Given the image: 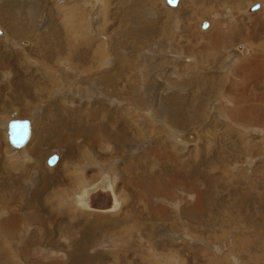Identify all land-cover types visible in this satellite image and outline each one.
I'll use <instances>...</instances> for the list:
<instances>
[{
	"label": "rangeland",
	"instance_id": "rangeland-1",
	"mask_svg": "<svg viewBox=\"0 0 264 264\" xmlns=\"http://www.w3.org/2000/svg\"><path fill=\"white\" fill-rule=\"evenodd\" d=\"M35 2L40 4L41 11L34 12L29 7V2L25 1L22 5L23 10L21 9L16 15L19 20L23 16L26 23L25 28L29 30V35L31 33L29 37L10 36L8 32L5 35L6 30L3 28L4 25H0L4 31L0 35V105L4 107V101L8 100L11 107L8 109L4 108L5 111L0 113V134L3 132L5 135L4 140L9 146L11 145L4 130L6 127L5 123L9 118L30 119L32 121L33 133L29 140L30 142L25 145L29 146L33 140L35 131H37L36 129L40 130L47 118H50L51 112L43 110V107L49 103V99L62 98L61 100H66L62 102L63 105L76 107L79 100L92 104L94 98L101 96L100 94L97 95L98 93L96 92H86L84 94L83 91L81 95L79 93L81 91L76 90V84L73 82L72 84L70 80L61 82L57 76L54 78L49 76V72H52L54 67L56 71L59 70V74L60 72L63 75L65 74L63 69L61 70L60 68L63 66V64L61 65L63 61L62 57L65 56H57L56 53L55 59L53 57L51 59L48 53L53 51L52 49H43L41 52L37 49L41 48L44 42L48 40L46 34L51 30L50 24L52 21H56V25L60 24L62 30H65L62 23L63 20L57 16L52 17L48 12L51 8H56L54 4H62L64 0L32 1V3ZM179 2V6L177 4L178 7L175 6L174 8L167 0H155V2H151L150 0H103L99 24L101 34H104L101 40L103 38L105 40L101 41L99 39L101 37L99 32L91 35L92 37H88L95 39V42H99L100 40L103 45L112 46L114 56L118 55L122 60L131 59V57L135 59L136 57L135 61L137 62L134 68L124 71V74H126L125 83L138 79V85H141L142 72H146L149 78L146 83V92L149 96L152 95L151 92L153 91V88L150 89L152 82L158 79L160 75L162 87L159 88L157 95L153 96L156 98H153L152 101L154 103L162 101L163 104L159 105V108L166 104L169 106V110L163 112L159 109L158 112L156 105L153 107L154 116L149 117L147 109L151 108L149 106L151 98L148 97H145V104L141 110H137L132 106L129 107L128 104H135V97L129 96L125 92V84L117 83L116 78L113 83L112 98H100L106 99L105 104L110 109L112 108V110H117L122 106L123 103L121 102L123 99L127 101L126 107L120 108L121 112L127 117H136L135 121H132L135 122L134 125L139 131H133L131 128L132 137L134 135L138 137V134H142L144 140L137 139V137H134L136 141L134 138L130 139L129 137L128 139L135 142H129L131 145L127 143L130 146L129 149L133 150L131 154H134V159L132 160L133 163L129 175L124 176L127 181H125L123 191L121 192L123 199L117 194L118 192L116 193L123 200L121 209L117 212L109 211L115 205L113 192L108 189L99 188L93 192V196L91 195L92 209L90 210L91 212H87L102 215L104 213L108 215L119 214L122 218L129 219L126 222L127 224L119 228V231L111 230L109 232L105 231V233L98 231V238L94 241L90 240L91 243L89 242L91 254L95 253L97 258L108 257V262L100 259L96 263H93V259L86 256L80 264H135L130 259L136 260L138 264H142L145 262L143 261L144 258H147V260L156 258L164 264H170V261L173 264H226L223 261L224 258L227 262L230 261L231 264H248L246 263V259H249L248 253L263 254L264 213H262L261 208L264 205V163H262L264 161V0H181ZM257 3L261 4L260 8L255 11L249 10L250 7ZM128 6H132L130 11L127 9ZM52 12L56 15L60 13L56 10H52ZM152 13L153 15H151ZM89 16L92 17L93 13H90ZM87 19L85 18L83 22H80L76 28L86 34V36H90L89 34L93 32L88 33V25L94 24ZM203 20L209 22L207 29H203L202 27L204 22L201 23V21ZM28 27H31V29ZM162 30L165 31L163 34ZM7 36H10V42H13V44L9 43ZM14 37L21 40H17ZM23 40H28L29 45L24 46L18 43ZM240 43H245L248 46L249 53L241 56L240 59L231 60L227 49L232 45L236 46ZM24 47L26 48L24 49ZM22 48L24 50L27 49L26 52ZM11 51L16 54L11 53ZM3 53L7 58L17 59L18 56L17 63H20L22 68L17 63H15L16 66L14 63H12L13 65L11 63L8 64ZM31 56L32 58H30ZM66 60L68 59L65 58L64 61ZM51 64L54 67H51ZM15 75L19 77L18 80L23 79L21 81L26 84L31 79V97H29L30 94L24 93L22 96L24 105L18 106L15 104L12 106L13 104L10 102V99L13 98H17V101H20L19 96L21 94L16 93L12 84V77ZM35 77H38V80H35ZM39 80L43 86H41L42 84ZM34 82H36L37 86ZM67 85H70L73 89L66 90ZM149 85L150 88L148 89ZM42 87L46 89L42 90ZM165 87L169 90H164ZM44 96L47 97L45 98ZM38 97L41 98L39 99ZM71 99H74L75 102H72ZM22 105L27 106V108L23 109ZM50 108L52 109V106ZM183 111L187 116L183 118L179 127L177 125L174 126V124L170 127L167 125L163 126L162 123L158 124L159 120H162L163 122L166 121L167 123H165L169 125L171 122L169 116L178 119L184 116ZM108 114L110 116V112ZM102 116H105V114H102ZM143 118L145 121L147 120L145 124H142ZM103 120L105 123V119ZM118 121V128L116 129L120 131V128L122 129L120 127L122 119ZM187 123L190 124L184 126ZM175 130L177 131L176 133ZM187 131L197 134L196 140L199 136L198 145L186 143L187 136L185 135L188 134ZM158 132L162 138L160 139L161 141H158L159 137H156ZM183 133L185 134L183 135ZM173 135L178 138H169ZM124 141L126 142L127 139ZM87 142L88 140L85 146H88ZM139 142L142 145L137 149ZM156 142H158V146ZM166 143L168 145L167 149H165ZM45 145L43 144L44 148L46 147ZM127 145H122L121 148L117 149L119 153L118 158L114 160L115 163L123 162V164H127L126 158H128L129 149H124ZM170 145L171 147H169ZM25 146L21 150H25ZM192 146L195 147L194 154H199L193 160L202 162L198 158L200 157L204 160L203 165H197L195 161L190 163V150L193 148ZM106 149L107 147H105ZM159 149L160 151H158ZM177 149L181 150L178 151ZM17 150H14L13 155L9 156L13 161L19 162L21 158L18 152L21 150ZM85 150L87 151L84 152L89 156L88 148L86 147ZM140 150L147 151L145 152L148 157L146 163L150 164L151 167V172H144L145 178L151 175L155 177L164 176L163 178L167 180V183L163 185L160 191L162 195L159 198L154 199L153 193H151L154 192V186L157 182L152 184L150 181H145V179L141 180L135 172L134 164L136 165L137 163V153ZM52 152L59 154V160L61 159V152L53 150L50 153H46L44 164L46 167L54 169L57 164L54 167L47 164V159L53 154ZM101 152H104V150H101ZM26 155L28 157L33 156L30 151ZM122 155L126 158L122 159ZM88 161L90 163L94 162L92 158ZM176 161L180 165L182 164L184 169L175 170V174L173 175L170 171L172 168L175 169ZM102 163L113 172L112 164L109 160H104ZM40 164L42 165V162ZM71 166L74 167V165ZM238 167L240 171H245L246 176L234 180L233 178L238 174ZM160 168L165 169V172L162 173ZM21 182L24 186L19 182L20 189L25 188V190H29L32 188L28 186V183L25 184L24 179H21ZM223 183H225V186L222 185ZM209 191L215 197V204L221 205L220 210H216L212 205V207L201 214L202 219H195L193 222L184 213H180L183 206L187 205L186 201L189 200L194 205L197 203L202 208H205L207 206L206 201H209L206 199ZM258 194L262 195L261 199L258 197ZM123 195H126V197H123ZM256 195L259 199L255 198ZM36 199H33L32 204L30 196L28 199L29 206L24 207V209L28 211L37 207L39 202L37 204ZM161 199L166 201V206L168 207L158 205L157 202ZM245 200H247V203ZM230 202L235 203L232 206L229 204ZM171 203H176L178 210L172 207ZM2 204L3 206L0 208V210H3V212H0L1 218L7 217L10 214L12 220H17L13 216L10 203L6 202ZM74 206L77 207L76 205ZM229 211L234 214L232 217H228ZM30 212L26 213L24 218L20 219V221L17 220V222L23 226L26 222H33L34 220L32 219L38 216ZM76 223L77 221H65L62 226H68L67 228L71 230L75 229ZM47 224L50 226V223ZM34 225L31 223L28 226L32 229ZM57 225L59 223L57 221L54 222L53 226ZM123 226L124 228L128 227L123 229ZM66 227L64 228L65 231L61 234H53V236L50 234L49 238H45L35 245L38 248L37 252H39L37 255L35 252L27 249L29 245L23 243L26 238V233L23 231L25 228L22 229L25 236L22 239L20 238V240L19 238H12L10 236L9 243L2 236V239H0V264H4L5 260L13 264H57V262L58 264H66V262L67 264H72L71 262L73 261L79 263L80 259L73 260L72 256L75 246H77L76 240L78 239V242L79 238L77 236H69ZM40 232L42 233L36 227L33 229L35 243L39 239L38 237H40ZM74 232L75 230L73 232L70 231V234ZM118 246L122 255L119 257L121 259L120 262L117 261L118 257L115 259V256H110L113 251L115 253V249ZM257 246L262 247V252L257 249ZM155 249L159 251H154ZM83 254L85 255V251H83ZM222 255L223 257L218 258V256ZM163 256L165 257L164 259L162 258Z\"/></svg>",
	"mask_w": 264,
	"mask_h": 264
},
{
	"label": "bare ground",
	"instance_id": "bare-ground-1",
	"mask_svg": "<svg viewBox=\"0 0 264 264\" xmlns=\"http://www.w3.org/2000/svg\"><path fill=\"white\" fill-rule=\"evenodd\" d=\"M25 1L29 2V7L32 8V10H34V12L37 13V11L40 10V7H39L40 4L39 3L37 4L36 2L32 3L33 0H4V1L0 2V25L1 24L4 25L3 28L6 30L5 35H7V32H8V35H10V36H15V37H20V38L22 36H28L29 37L31 35V33H30V35L28 34L29 30H27L25 28L26 23H25L23 16L21 17V20H19L16 17L18 12L22 9L23 2H25ZM150 1L155 2V0H150ZM164 1H166V0H164ZM179 4H180V2L178 3V6H179ZM54 6L56 8H51L50 11H48V12L52 15V17L57 16L58 18L63 20L62 23L65 27V30H62V28L60 27V24L56 25V21H54V22L52 21V23L50 24L51 30L46 34L48 36V40L45 41L44 44L42 45V47L37 49V50L41 52L43 49H45V50L52 49L53 51L48 53L50 55L51 59H52V57L54 58L56 56V53H57V56L58 55L65 56V57H62L63 61H62L61 65L63 64V66L60 67L61 70L63 69V72H65V74L63 75V73H61V72L59 74L58 73L59 70L56 71L55 67L52 66V64H51V67H54V69H52V72H49L50 69L48 70L49 76L51 78H54L55 76H57L61 80V82H67V80H70L71 83L73 82L74 84H76V90L81 91V92H79V93H81V95L83 94V92H84V94L86 92H96V93H98L97 95L100 94L101 96L98 98L97 97L94 98V100L92 99L93 100V101L91 100L92 104L91 103L88 104V103H85V102H82L79 100L77 102L76 107H68V106L63 105L62 102L66 101V100H61L62 98H54L55 101H54V99L48 98L49 103H47L46 106L43 107V110H45L46 112H51L50 118H47V120L43 123V126H42V128H40V130L36 129L37 131H35V133H34V137H33V140L31 141V144L29 146H25V150H21L23 146L20 149H18V150H21L18 152V155L21 158V160L19 162L13 161L11 159L10 156L13 155L14 150H17V149H14L15 147L12 146L10 141H9V143L11 146H9L5 142V140H4L5 135L3 134V132H1V134H0V208L3 206L2 203L9 202L13 216L15 217V219H17L19 221H20V219L24 218V215L26 213H28L30 211H31L30 213H33V214L37 215L38 217L33 218L32 219V220H34L33 222H26L23 226V225H20L19 222H17V220H12L10 214L7 217H3V218H1L2 215H0V239H2L1 237L4 236L5 239L10 243V239H9L10 236L12 238H17V239L19 238V240H20V238L22 239L26 233L25 242H23V243H26V245H29L30 247L28 246L27 249L29 251L35 252L37 255L39 252H37L38 248H36L35 245H37L40 241H43L45 238L46 239L49 238L50 234H52V236H53V234L59 235L62 232H64L65 231L64 228L66 226L65 225L62 226V224L65 221H70V222H76L77 221L76 225L74 226L75 229L70 230L67 228L68 226L66 227L67 231L69 233V236H77L79 238L78 242H77L78 239L76 240L77 246H75V250L72 253V256H73V260L80 259V261H79V263L76 261H73L71 263L72 264H80L83 262V258H85L86 256L93 259L92 260L93 263H96V261H98L100 259L106 260V262H108L107 261L108 257L107 258H104V257H98L97 258V256L95 255L94 252H93L94 254H91L92 252L90 251L89 242H90V240L94 241L95 239L98 238V231H101L103 233H105V231L109 232L111 230H118L119 231V228H121L122 225L127 224L126 222L129 219L122 218L121 215H119V214H116V215H110L109 214L108 215V214L104 213L102 215V214H97V213L96 214L90 213L91 212L90 210L92 209L91 195L93 194V192L97 191L99 188L108 189V190L113 192V196H114L113 201H114V205H115L114 207L109 209V211L117 212L121 209L122 204H123V200L120 199V197L122 198L121 192L123 191L125 181H127L124 178V176L129 175V172H130V169H131L132 163H133L132 160L134 159V154H131L133 152V150L129 149L130 146H128L127 143L133 142V141L128 140L129 137H130V139L135 137V135H134V137H132L131 128L133 131H139V130L134 125L135 124L134 121H135L136 117H134V116L132 118L130 116L127 117L121 112L120 108L126 107L127 101H124V99H123V101L121 102V103H123V105L120 106L117 110H114V109L112 110V108L110 109L109 106L105 104L106 99L104 100V99H100V98H102V97L108 98V97H111L113 95V92H112L113 91V83H114L115 78H116L117 83L120 82V84H125V87H124L126 89L125 92L129 96L135 97V99L137 98L136 100L134 99V103H135L134 105L128 104L129 107L132 106V107H135V109H137V110H141L143 108L142 106L145 104V97L151 98L150 104H149V106L151 108L147 109L149 111V112L148 111L147 112L149 114V117H152V116H154V108H153L154 106L157 105L158 112H159V109L163 112L169 110V106L165 104L164 106L162 105L163 107L159 108V105L163 104V102L158 101L157 103H154L152 101L153 98H156L153 96L155 94L157 95L159 88L162 87V82H160V80H161L160 75H159L158 79H156L155 81L152 82L151 88H150V85L148 87V89L153 88V91L151 92L152 95H150V96L146 92L147 91V84L146 83L149 80L148 74H146V72H142L143 74L141 75V78H142L141 85L140 84L138 85V79L132 80L128 83L127 82L125 83V81H126L125 75L126 74H124V71H127V70L129 71L130 68H134L135 63L137 62V61H135L136 57H135V59H133L130 56L131 59L127 58V59L122 60V58L118 57V55H116V53H115L116 57L114 56V52L112 51V46L109 47V46L103 45L101 43V41L103 39L105 40V38H103L101 40L102 35L104 37V34H101V28H100V24H99L101 21V15H102L103 0H64V2L62 4L61 3L60 4H54ZM115 9H114V11H115ZM127 9L130 11L132 9V6H128ZM52 10H56V11L60 12L59 15L54 14L52 12ZM249 10H250V8H249ZM164 12L167 13L166 11H164ZM49 13H47V14H49ZM90 13L91 14L93 13L92 17L89 16ZM153 13L151 15H153ZM131 14L133 15V13H131ZM109 15H111V14H109ZM173 15H175V14H173ZM168 16H169V14H168ZM85 18L86 19L88 18L87 20L91 21L94 24V25H88V33L93 32L92 34H89L90 36H88V35L86 36V34H84L83 32L79 31L76 28V26L80 22H83ZM53 19L55 20V18H53ZM161 19H162V17H161ZM168 20H170V19H168ZM203 21H201V23ZM205 21H207V20H205ZM146 22H148V21L146 20ZM49 23H50V21H49ZM162 24H163V20H162ZM160 26H162V25H160ZM200 26H201V24H200ZM28 28L31 29V27H28ZM163 30H162V34L165 32ZM157 31H159V30H157ZM98 32L101 34V37L100 38L98 37L101 40V41L99 40L100 44H99V42H95V39L88 38V37H92L91 35H94V33H98ZM3 33H4V31L2 29V33H0V35H2ZM9 37L7 36L9 43L13 44V42H10L11 38H9ZM20 38H18V39L15 38V39L21 40ZM23 39H25V38H23ZM80 39H81V41H80ZM18 43L21 45H24V46L29 45L28 40H23V41L18 42ZM240 45H242V46H240ZM25 48L26 47H24V49ZM35 48H36V45H35ZM10 49H11V47H10ZM17 49H19V48H17ZM26 50H24V51L26 52ZM16 52H18V51H16ZM11 53H14V52L11 51ZM227 53H228V56H231V60L232 59L236 60V59H240V57L243 55H247L249 53V48L245 43H240L236 46L232 45L231 47H229L227 49ZM14 54H16V53H14ZM3 56L6 57V62H8V64L14 63V65H15V63L18 62L17 61L18 56H17V59L7 58V56L4 53H3ZM128 56H129V54H128ZM30 58H32V56ZM65 58H67L68 60L64 61ZM48 59H50V58H48ZM36 61H37V58H36ZM50 63H52V62H50ZM26 64H27V62H26ZM18 65H20L19 67H21L20 63ZM31 65H29V66H31ZM47 67H49V66L47 65ZM70 67H71V69H70ZM33 68H32V72H33ZM26 70H28V69H26ZM38 71H41V70H38ZM30 72H31V70H30ZM12 78H13L12 84L14 86V90L16 91V93H19L21 95L19 96L20 101H17V98L10 99V102L13 104V105L12 104L11 105L12 106H14L15 104L18 106L21 104L24 105L23 99H22V96L24 95V93L30 94L29 97H31V92H32L31 79L26 84V83L22 82L23 79H21L22 81L18 80L19 77L17 75H15ZM35 80H38V77L37 78L35 77ZM17 81H19V82L16 83ZM61 82H59V83H61ZM70 82H68V83H70ZM37 83H38V81H37ZM43 83H44V81H43ZM34 84L37 86L36 82H34ZM41 84H42V82H41ZM53 84H55V83H53ZM41 86H43V84ZM169 87H170V85H169ZM47 88H48V86H47ZM41 89L44 90L46 88L42 87ZM72 89H73V87H71L70 85H67L66 90H72ZM165 89H167V87H165L164 90ZM168 90L169 89H167V91ZM39 93H41V92H39ZM47 93H49V92L47 91ZM4 94H6V92H4ZM36 94H38V93L36 92ZM44 97L46 98L47 96H44ZM170 98H172V97H170ZM0 100H1V97H0ZM71 101L75 102L74 99L73 100L71 99ZM4 102H5L4 107H1V105H0V113L5 111L4 108L8 109L10 107V103L8 100H6ZM23 105L21 107L23 109H26L27 106H23ZM49 105L52 106V109L50 108ZM191 109H193V108H191ZM109 112H110V116L108 114ZM119 112H120V114H118ZM187 112H189V111H187ZM193 112H195V111H193ZM102 114H105L106 118H105V116H102ZM183 114H184V116L180 117L178 119H176L175 117L169 116L171 118L170 119L171 125L166 124L167 122L165 120L164 121L166 123L163 122L162 120H159L158 124L162 123L163 126L167 125L169 127L172 126V124H174V126L177 125L179 127L181 125V121L183 120V118H185V116H187V114H185L184 111H183ZM11 119L12 118H9V120H11ZM103 119H105V121H106L105 123H104ZM119 119H122V121H121L122 123H120V127H122V129L120 128V131H118V129H116V128H118L117 122L119 123V121H118ZM9 120H7L6 123L4 121V123L6 124V127L4 130L7 133L8 140H9V135H8L7 128H8ZM132 120H134V121H132ZM146 121L144 120V118H143V122L140 119V123L142 122V124H145ZM0 123H1V121H0ZM2 123H3V121H2ZM115 123H116V126H115ZM188 124H190V123H187L184 126H186ZM109 125H111V126L109 127ZM158 129H160V128H158ZM176 132L177 131L175 130V133ZM187 132H185V133H187ZM185 133H183V135ZM185 136H187L186 137L187 138V142H186L187 144H190V145L191 144L192 145L197 144L198 145L199 136H198V139L196 140L197 134H194V132L192 133L191 131H189L188 134ZM138 137H137V139L144 140V136L142 134H138ZM156 137H159L158 141H161L160 139H162V138H161V136H159V132L156 135ZM175 137H177V136L173 135L172 137H169V138L174 139ZM193 137H195V138H193ZM126 139H127V141L125 142L124 140H126ZM179 139L181 140V138H179ZM87 140H88V142H87L88 146H85V143ZM135 141H136V139H135ZM166 142H168V141H166ZM133 143H135V142H133ZM157 143L158 142H156V145H157ZM163 143H161V144L163 145ZM168 143H170V142H168ZM43 144H46L45 148L43 147ZM125 144L127 146H125L124 149L127 150V148H128L129 153H128V158H126L122 155V159L126 158L127 164H123V162L115 163L114 160H115V158H118L117 156L119 153V151H117V149L121 148L122 145L124 146ZM140 145H142V144H140V142H139V147L137 149H139L141 147ZM167 146L168 145L166 143V146H165L166 148L165 147H162V148L167 149ZM57 147H59V148H57ZM86 147L89 150V156L87 155V153L84 152V151H87V150H85ZM105 147H107L106 150H105ZM169 147H171V145ZM173 147H174V145H173ZM192 147L193 148L190 147L191 148V150H190V154H191L190 163L195 161L197 165H203L204 160L202 158L198 157L199 159H201L202 162H198L196 160H193V158H196V156H198L199 154L195 155L194 154V152H195L194 148L195 147L194 146H192ZM53 150H55V151L57 150V151L61 152V159L59 160V162L55 166L56 168H54V169L48 168L44 164V158H45V155H47L46 153H48V152L50 153V151H53ZM101 150H104V152H101ZM172 150H173V148H172ZM177 150L180 151L181 149H177ZM8 151L10 152V154ZM29 151L33 156L28 157L26 155V153ZM158 151H160V149ZM145 152H147V151H145ZM145 152H144V150L143 151L140 150V152L137 153V163H136V165L134 164L135 172L138 174L137 177L141 180L145 179V181H150L152 184H154V182H157V184L154 186V192H151V193H153L154 199L159 198L160 195H162V193L160 191L162 190L163 185L165 183H167V180H165L163 178L164 176L163 177L162 176L155 177V176L151 175V176H147L145 178L144 172H151L150 164L146 163V159L148 157H147V154ZM135 156H136V154H135ZM214 157H216V156H214ZM91 158H92V160H94V162H92L93 164L88 161ZM104 160H109V162L112 164L113 172L111 171V169L108 166H106L102 163ZM40 162H42V165L40 164ZM262 163H264V161H262ZM47 164H48V159H47ZM71 165H74V167ZM250 166H251V164H250ZM254 166H257V165H254ZM51 167H54V166H51ZM247 167H249V166L247 165ZM183 169H184V167L182 166V164L180 165L178 163V161H176L175 162V169L172 168V170L170 172L173 173V175H174L175 170H183ZM161 170H162V173L165 172L164 171L165 169L164 170L161 169ZM238 171H240L239 167H238ZM238 171H237L238 174L242 173V172L245 173V171H243V170H241L240 172H238ZM164 174H166V173H164ZM96 178H98V179H96ZM21 179H24L25 184L28 183L29 184L28 186H31L32 188L29 187L30 188L29 190H25V188L20 189V185H18V184H19V182H20V184L22 183ZM114 182H115V185H114ZM21 185H23V184H21ZM222 185L225 186V183H223ZM228 189H229V187H228ZM228 189H225V190H228ZM116 193L120 197H118ZM30 196H31L32 204H33V199H35V198H37L36 201H37V204H38V202H39V204L37 207L26 211L24 209V207L26 208L27 206H29L28 199ZM123 197H126V195H123ZM258 197L261 199L262 195L258 194ZM258 197L256 195L255 198L259 199ZM206 199H208L209 201L208 202L206 201L207 206L205 208H202L196 202H195L196 204L194 205V203H191L190 200L186 201L187 205H184L182 210L180 209L181 210L180 213L181 212L184 213L187 216V218L191 222H193L195 219L196 220L202 219L203 217L201 214L205 210L212 207V205L216 210H220L221 205L215 204L216 200H215V197H213L211 191H209V195ZM246 201L247 200H245V202ZM157 203L159 206L164 205L165 207H168V206H166L167 203L164 199L159 200ZM234 203L235 202H230L229 204H231L233 206ZM73 204L76 205L78 208L75 207ZM263 204H264V199H263ZM171 205L175 209L177 208L176 210H178V205L176 206V203H173V204L171 203ZM225 208H228V207H225ZM261 210L264 212V205L262 206ZM1 211L3 212V210H0V212ZM87 211H90V212H87ZM246 211H248V210H246ZM223 212L225 213V211H223ZM233 215L234 214L231 211H229L228 217H232ZM237 215H238V213H237ZM216 217H217V215H216ZM52 220H54V221H52ZM56 221L59 223V225L53 226L54 222H56ZM31 223H33V225L35 224L32 229H30V226H28ZM47 223H50L49 224L50 226H48ZM238 223H239V221H238ZM240 223H241V221H240ZM238 225H240V224H238ZM146 226H148V225L146 224ZM35 227H36V229H39L40 231H42V233L40 232V237H38L39 239L36 240V243H35V237L33 236L34 235L33 229ZM126 227H128V226H126ZM23 228H25V230H23V231H25V233L22 232ZM125 228L123 226V229H125ZM148 228H150V227L148 226ZM26 230H27V232H26ZM74 230L76 233L74 232L73 234L72 233L70 234V231L73 232ZM119 233H121V232H119ZM205 233H206V231H205ZM75 239H73V240H75ZM110 239H111V237H110ZM243 243H245V242H243ZM257 247H255V248H257ZM257 249L261 250L262 247H258ZM262 250H261V252H262ZM83 251H85V255L83 254ZM93 251H95V250H93ZM154 251H159V250L155 249ZM160 251H161V248H160ZM262 253L263 254H259V255L257 253H248L249 259H246V263H248V264H264V250ZM17 254H19V253H17ZM110 256H115V259L118 257L117 261L120 262L121 259L119 257H121L122 255H121L119 246L115 249V253L113 251ZM37 257H39V256H37ZM220 257H223V255L218 256V258H220ZM94 258H96V259H94ZM162 258L164 259L165 257L163 256ZM130 260L134 261L135 264H138V262L136 260H132V259H130ZM139 260H141V259L139 258ZM7 261L8 260H5L4 264H13L12 262H10V261L7 262ZM113 261H114V259H113ZM143 261H145V262H143L142 264H164L163 262L157 260L156 258H151L150 260H147V258H144ZM223 261L226 264L227 263L231 264L230 261L227 262V260L225 258L223 259ZM14 264H17V263H14ZM51 264H53V263H51ZM57 264H58V262H57ZM66 264H67V262H66ZM170 264H173V263L170 261ZM236 264H238V263H236Z\"/></svg>",
	"mask_w": 264,
	"mask_h": 264
},
{
	"label": "water",
	"instance_id": "water-1",
	"mask_svg": "<svg viewBox=\"0 0 264 264\" xmlns=\"http://www.w3.org/2000/svg\"><path fill=\"white\" fill-rule=\"evenodd\" d=\"M180 0H167V2L172 6H177ZM261 6L260 3H257L250 7L251 11L257 10ZM203 29L208 28V21H203ZM0 33H2V28L0 27ZM242 46V45H240ZM8 135L9 141L15 149H20L22 146H25L32 135V121L30 119H11L8 122ZM60 155L53 153L48 157V165L55 166L59 161Z\"/></svg>",
	"mask_w": 264,
	"mask_h": 264
},
{
	"label": "crops",
	"instance_id": "crops-1",
	"mask_svg": "<svg viewBox=\"0 0 264 264\" xmlns=\"http://www.w3.org/2000/svg\"><path fill=\"white\" fill-rule=\"evenodd\" d=\"M248 175H250V174L248 173ZM243 176H246V174L245 173H239L233 179L236 180V179H239L240 177H243ZM262 213H264V212H262Z\"/></svg>",
	"mask_w": 264,
	"mask_h": 264
}]
</instances>
